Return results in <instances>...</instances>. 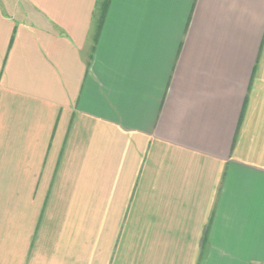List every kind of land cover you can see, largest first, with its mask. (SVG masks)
<instances>
[{"label": "crops", "instance_id": "0c3cea01", "mask_svg": "<svg viewBox=\"0 0 264 264\" xmlns=\"http://www.w3.org/2000/svg\"><path fill=\"white\" fill-rule=\"evenodd\" d=\"M0 264H264V0H0Z\"/></svg>", "mask_w": 264, "mask_h": 264}]
</instances>
